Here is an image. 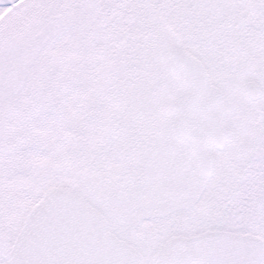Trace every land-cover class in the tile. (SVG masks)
Instances as JSON below:
<instances>
[{
	"label": "snow or ice",
	"instance_id": "1",
	"mask_svg": "<svg viewBox=\"0 0 264 264\" xmlns=\"http://www.w3.org/2000/svg\"><path fill=\"white\" fill-rule=\"evenodd\" d=\"M0 264H264V0H0Z\"/></svg>",
	"mask_w": 264,
	"mask_h": 264
}]
</instances>
